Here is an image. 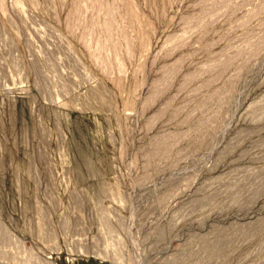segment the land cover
Segmentation results:
<instances>
[{
    "label": "rangeland",
    "instance_id": "374dc122",
    "mask_svg": "<svg viewBox=\"0 0 264 264\" xmlns=\"http://www.w3.org/2000/svg\"><path fill=\"white\" fill-rule=\"evenodd\" d=\"M0 213L39 264H264V0H0Z\"/></svg>",
    "mask_w": 264,
    "mask_h": 264
},
{
    "label": "bare ground",
    "instance_id": "6f19581e",
    "mask_svg": "<svg viewBox=\"0 0 264 264\" xmlns=\"http://www.w3.org/2000/svg\"><path fill=\"white\" fill-rule=\"evenodd\" d=\"M3 221H0V264H39V252H34L31 247L19 245L18 242H22L18 239H14V243L16 244L15 249L10 248L8 250L6 246L8 242H11V237ZM20 249L23 251H19Z\"/></svg>",
    "mask_w": 264,
    "mask_h": 264
}]
</instances>
